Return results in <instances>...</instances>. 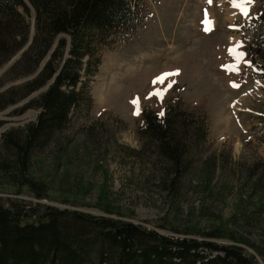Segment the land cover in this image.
Listing matches in <instances>:
<instances>
[{"label":"rangeland","instance_id":"374dc122","mask_svg":"<svg viewBox=\"0 0 264 264\" xmlns=\"http://www.w3.org/2000/svg\"><path fill=\"white\" fill-rule=\"evenodd\" d=\"M137 1L139 24L114 33L100 50L89 87L91 108L72 115L56 143L33 162L46 198L0 186V201L6 207L11 202L106 215L98 205L104 196L109 209L124 217L118 218L172 236L185 231L202 239L199 234L213 233L212 242L238 245L264 264V79L262 60L254 61L251 51L252 45L264 51V0L246 4L247 16L233 7L234 0ZM205 20L211 31L204 30ZM237 45L244 60L238 72L228 71L236 64L229 49ZM160 77H166L163 83ZM24 80L6 82L0 92ZM158 91L162 99L152 95ZM26 102L0 112V135L35 119V110L14 114ZM179 102L205 118L208 136L191 153L185 191L172 206L152 177L156 150L144 148L138 131L143 109L162 116L168 104Z\"/></svg>","mask_w":264,"mask_h":264},{"label":"trees","instance_id":"16d2710c","mask_svg":"<svg viewBox=\"0 0 264 264\" xmlns=\"http://www.w3.org/2000/svg\"><path fill=\"white\" fill-rule=\"evenodd\" d=\"M138 9L132 0H0V69L17 56L1 74L0 88L31 77L0 92V112L28 99L14 114L37 112L33 121L0 135L2 188L46 198L33 162L56 143L72 115L91 108L89 87L100 50L114 33L137 26ZM251 47L253 60H262L264 78V51ZM141 115L143 146L156 150L155 186L175 206L185 191L191 153L206 142V120L181 103L168 105L163 118L149 110ZM104 200L98 205L106 215L11 202L6 207L0 201V264H257L238 245L212 242L213 233L199 234L202 239L185 231L160 233L121 219Z\"/></svg>","mask_w":264,"mask_h":264},{"label":"snow or ice","instance_id":"6c2138e0","mask_svg":"<svg viewBox=\"0 0 264 264\" xmlns=\"http://www.w3.org/2000/svg\"><path fill=\"white\" fill-rule=\"evenodd\" d=\"M209 2L211 3V0H209ZM251 2H252V0H242L241 3H236L235 0H234L233 7L234 8H239L241 10V12L245 16H247L248 9H247V7L245 5L248 4V3H251ZM204 23H205L204 30L206 32L211 31L212 30L211 29V22L208 21V20H205ZM239 47H241V45H237L236 47H233V48L229 49V54L235 59L236 64L229 66V68L227 69L228 71L238 72L240 63L244 60L245 54L243 52L238 51ZM178 74L179 73L177 72V73H172V74H168V75H178ZM165 79H166V77H160L157 82L163 83ZM232 86L235 87V88L239 87V85H236V84H233ZM152 95L160 97L161 99L163 97V93L159 92V91L152 93ZM131 103L135 107V112L133 114L138 116L140 114L139 100L135 99V100L131 101ZM160 115H163V113L161 112Z\"/></svg>","mask_w":264,"mask_h":264},{"label":"water","instance_id":"95a60500","mask_svg":"<svg viewBox=\"0 0 264 264\" xmlns=\"http://www.w3.org/2000/svg\"><path fill=\"white\" fill-rule=\"evenodd\" d=\"M261 21L264 22V12L261 14ZM29 78H31V77H28V78H26L25 80H28Z\"/></svg>","mask_w":264,"mask_h":264},{"label":"bare ground","instance_id":"6f19581e","mask_svg":"<svg viewBox=\"0 0 264 264\" xmlns=\"http://www.w3.org/2000/svg\"><path fill=\"white\" fill-rule=\"evenodd\" d=\"M213 22H214V21H213ZM211 26H212V24H211ZM33 76H34V75H33ZM33 76H32V77H33ZM29 79H30V78H29ZM112 82H114V81H112ZM28 100H29V99H28ZM28 100H27V101H28ZM25 102H26V101H25Z\"/></svg>","mask_w":264,"mask_h":264}]
</instances>
